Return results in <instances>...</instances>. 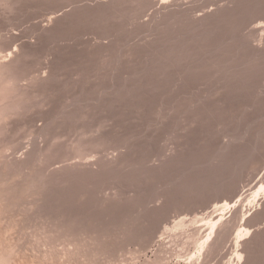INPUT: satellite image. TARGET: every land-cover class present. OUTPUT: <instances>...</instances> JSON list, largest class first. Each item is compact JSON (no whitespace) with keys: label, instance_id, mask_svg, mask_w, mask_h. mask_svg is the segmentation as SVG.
Wrapping results in <instances>:
<instances>
[{"label":"rangeland","instance_id":"rangeland-1","mask_svg":"<svg viewBox=\"0 0 264 264\" xmlns=\"http://www.w3.org/2000/svg\"><path fill=\"white\" fill-rule=\"evenodd\" d=\"M8 1L10 0H5V2L4 0H0V67L4 63L13 64L11 68H7L9 70L7 71L13 75L15 80H18H14V82L18 84L11 83L10 85L13 86L9 85L10 87L8 86L7 88L0 85V94L2 92L4 93L0 95V105L2 106V103H4L3 106L7 108V112L8 108L17 109L16 111L12 109L15 113L12 111H9V115L6 113L8 116L5 119L6 123L4 121L3 124L0 123V175L2 176H0V183L2 182L0 184V191L6 198V200L4 198V201H6L8 205L6 207H10L9 212L7 211L8 213L4 214L3 221H12V217L16 214L15 217L17 219L19 218L17 222L19 221V224L21 223V226L18 224V226H20L18 227L19 229L17 228L18 230L14 231V234H12L14 240L16 241L18 239L17 241H19L18 243L14 242L18 247H16V253L18 252L20 255L17 257L19 259V262L17 259V264H85L86 262V264H192L194 261L193 264H199L197 263L199 260L196 259L198 258L196 257L198 254L197 250L200 249L199 241L203 239V236L205 237L207 235L206 237H208L210 233L209 229L211 228H209V225L211 224L208 225L207 223L216 222L213 207L215 204H218V202H220V204L224 203V199L232 201V204L235 203L233 205L234 207L231 209L234 211L229 209V211L227 210L228 212L225 210L222 212H226L227 214H225L227 225L232 226V224L235 223L234 227H238L239 223H246L243 225L246 228L249 226L252 227L250 230L253 231L254 229V232H252L253 235L251 238L245 240L244 243L240 245L239 243L237 244V239L232 238L235 230L234 227H232L233 230L232 228L230 229L232 232L228 234L230 236H227L228 239L226 238L227 240H225L226 244H223L224 246L222 245L223 250L221 249V252H218V256L216 254L218 258L214 259L213 262V258L211 257L212 260L209 258L211 262L205 264H215V261L216 264H264V196L262 199H260L261 196L259 197L260 204L257 205L258 198L255 195L256 190H261L264 185V80H262L264 79V65H262L264 64V60H262L264 56H262L259 62L255 61L258 66L255 65V62L250 64L247 63L244 65V68L241 66L242 68H239L236 72L238 75H232L234 77L239 76L238 80L235 78L236 80L231 83L229 82V85L228 82H225L223 84L220 83V86L219 81L221 80V76H215L210 68H206L204 66L206 61L203 59L205 58L207 60L210 57L216 59L222 57L221 59H223L224 56H227L224 60H228L232 57L231 63L229 62L230 59L228 60L232 66L239 63L240 60L244 63L247 62L249 53L245 49H242L244 47L241 45V37L246 32V24L241 20L242 18L239 17L242 16L241 12L244 11H242V9H245L244 7L247 5L246 1L233 0L235 3H232V0H184L185 2L180 0L181 2L178 1L177 4H170L172 3L170 0H158V2H156L157 5L155 7L152 6L153 8H148V10L135 9L137 6L128 3L127 0L126 2H124L125 0H63V2L62 0H14L10 2L11 4L13 3V7L10 3V6L7 4ZM119 1L124 3L122 4ZM166 1L168 3H165ZM259 1L264 0H256V2ZM3 3H5L6 7ZM166 4H168L167 6L171 5L170 8L173 6L172 9L177 8L181 11L180 14L177 15L178 19L176 18L174 21H172L173 19L171 21H169L170 19H164L166 20L165 23L154 27V24H151L152 18L157 14L159 9H161V11H166ZM15 5L17 6L15 7ZM101 5L103 6L100 7ZM98 6L100 9H97ZM223 8L226 10L225 12L227 14H230L227 15V19L226 16L223 17L225 20L222 17V19L218 18L216 20L219 9L222 10ZM4 9L10 12L4 11ZM19 10L20 12H18ZM11 13L13 14L11 15ZM150 14H152L151 17ZM197 15L205 19L203 20V22H205L204 24H206L208 18V20L211 21L215 20V24L209 21L212 24L207 26L209 24L207 21L205 26L202 23V26L196 28L192 18ZM229 15L233 17L228 18ZM52 16H55V18ZM135 16H138L139 19H135ZM171 17L173 18L175 16ZM233 18L236 20L234 21ZM237 20H239V25L236 23ZM7 23H9V25ZM182 24L185 27L181 26ZM164 26L167 27L165 28ZM193 27L195 28L193 29ZM191 29L193 31H191ZM150 30L151 32H149ZM142 32L143 34H141ZM198 36L200 37L198 38ZM200 38H202L203 41ZM188 39H191V41ZM109 41L110 43H108ZM226 45L230 46L227 47ZM8 52L12 53L10 54ZM179 52L180 54L178 55ZM207 55L208 57H206ZM233 57L235 58L233 59ZM237 57L239 58L238 60H236ZM177 59H181V61ZM201 61L204 62L201 64ZM195 62H200L198 68H196L197 66L195 67V65H197ZM259 63L262 65L261 68L259 67ZM255 67L257 68L255 69ZM2 71L3 73L1 74L0 80L3 81V79L9 78V76H6L4 73L5 70ZM12 72L15 73L13 74ZM197 72L198 75H196ZM21 83L22 85L20 86L19 84ZM111 87L113 89H111ZM3 89L5 91H2ZM80 89H82V91ZM108 89L110 91H108ZM9 90L12 91L10 92ZM19 93H22V95ZM10 95H12V97ZM5 98L9 100L3 101ZM198 99L203 101H197ZM20 100L22 102H20ZM9 101L11 103H9ZM7 103L8 107H6ZM64 109H66V111ZM73 121L75 123H73ZM221 130H223V132ZM52 131L53 133H51ZM221 149L224 150V152ZM140 153H142V155ZM34 154L37 157H35ZM6 157L8 159H6ZM202 159L203 161H201ZM221 159L223 160L221 161ZM13 161L16 162L14 163ZM101 162H103L102 166ZM216 163L219 164L217 165ZM124 170L126 171L124 172ZM95 175L96 177H94ZM225 180L228 183L225 182ZM117 181H119V183ZM175 182L178 184L176 183L174 185ZM224 182L228 188H225V185L222 186ZM102 183L104 185H102ZM107 184L108 186L106 187ZM136 185L138 187H136ZM217 185H221L219 188H222V190L217 188ZM258 187L260 189H258ZM216 188L217 190L215 191ZM223 188L226 190L224 189V191ZM154 190H157V192H154ZM254 195L257 199L254 198ZM25 198L27 200H25ZM41 201H43V203ZM115 202L117 203L114 204ZM251 203L254 204L251 206ZM236 206L237 209H234ZM211 211H213V213H211ZM238 211H241V213ZM16 212H19V214ZM222 213H220L219 216L223 215L224 219L225 215ZM208 214L212 216L209 217ZM244 214L247 215L248 218L245 217V220H243L244 222H239L241 220L239 218H243L244 216L242 217V215ZM195 215L203 218L206 216L204 219L205 222L203 221L204 224L206 223L204 225L205 227L202 225V221L198 223L199 225L195 224L197 226L194 224L191 226L189 219H192ZM127 216H130V219ZM219 216L217 217L218 220L220 218ZM15 217H13V221H15ZM228 217L230 220H228ZM47 219L49 221H47ZM141 219H143V221ZM181 219L189 220H187L189 224L186 223L188 227L175 228V222ZM209 219H214V222H207ZM22 221H24L23 225H25L26 228L22 225ZM45 221L46 223L43 224ZM94 221L96 224L92 226V222ZM97 224L99 227L96 226ZM77 225L83 227L82 229H84V225L85 227L88 226V228H85L83 231L81 228L77 227ZM141 225L146 228H142ZM163 225H166L165 227L168 229L170 228V230L167 231L168 229H166L165 233ZM206 225L208 226L206 227ZM50 226L56 227L51 228ZM110 226L113 229H111ZM226 226H223L222 229ZM73 228H76L80 232H77L76 229L74 231L71 230ZM86 229L90 231L87 230L86 232ZM92 229H95L96 232H92ZM134 229L137 231L139 229V231L135 232ZM22 230L24 233L21 234L20 232H22ZM122 230L126 231L123 232ZM52 231L54 232L52 233ZM236 232L239 233L238 230ZM41 234L42 236H40ZM193 235H195L196 238H193ZM144 239L146 240L144 241ZM23 240L28 244L27 247ZM39 240H41L40 243ZM102 240L103 242H100ZM194 240H198L199 244ZM189 242L197 244L198 247L195 249L197 245H192ZM36 243L40 245L37 247ZM54 244L56 245L53 246ZM94 244L96 246H93ZM19 245L25 246L23 248ZM46 245L48 246L46 247ZM100 245H102V248ZM52 246L55 247L56 250H54L55 248L53 249ZM20 247L22 249H20ZM236 250H240L239 252L243 253V262H240L235 256ZM189 255L190 258L196 255V258L193 257V260L190 261ZM213 257L215 258V256ZM55 258L57 260H55Z\"/></svg>","mask_w":264,"mask_h":264},{"label":"bare ground","instance_id":"bare-ground-1","mask_svg":"<svg viewBox=\"0 0 264 264\" xmlns=\"http://www.w3.org/2000/svg\"><path fill=\"white\" fill-rule=\"evenodd\" d=\"M2 1V0H1ZM13 2L14 0H10V1H8V3L7 4H9L10 2ZM15 1H17V0H15ZM44 1V0H43ZM65 1V0H64ZM69 1V0H68ZM68 1H67V3H68ZM100 1V0H99ZM107 1V0H106ZM105 1V2H106ZM117 1V0H116ZM124 1V0H123ZM132 1V2H131ZM169 1V0H168ZM172 3H170V4H177L178 3V1H180V0H170ZM182 1H184V0H182ZM212 1V0H211ZM234 1H237V0H234ZM246 1V3H247V5H246V7H244L245 9H242V11L243 12H241V11H239V12H241V14H242V16H239L240 18H242L241 20L242 21H244L245 22V33H244V35L241 37V42H242V44L241 45H243V47L244 48H242V49H245L246 51H248V58H247V62H242V60H240L239 61V63H236V64H234V66H232V65H230V63H231V60H232V57L231 58H229L230 59V63L228 62V60H224V58L225 57H227V56H224V58L223 59H221V58H219V59H216V58H212V57H210L209 59H205V58H203L205 61H206V64L204 65L206 68H210L211 69V71L213 72V74L216 76H221V80L219 81V86H220V83L221 84H223V83H225V82H228V85H229V82L231 83V82H233L234 80H236L235 78H237V80H238V77L239 76H236V77H234V76H232V75H234V74H236V72L239 70V68L241 69L242 67L241 66H243V68H244V65H246L247 63H254L255 61H257V62H259L261 59H262V56H264V47H263V43H264V1H259V2H256V0L254 1V0H245ZM4 2H5V0H4ZM29 2V1H28ZM27 2V3H28ZM36 2V1H35ZM62 2H63V0H62ZM92 2V1H91ZM102 2V1H101ZM120 2V1H119ZM124 2H126V0L124 1ZM123 2V3H124ZM127 2L128 3H132L133 5H136L137 6V8H135V9H143V10H145V9H147L148 10V8H151L152 6H156L157 5V3L156 2H158V0H127ZM135 2H136V4H135ZM181 2V1H180ZM185 2V1H184ZM205 2V1H204ZM17 3V2H16ZM21 3H22V1H21ZM44 3V2H43ZM73 3V2H72ZM88 4H90L89 2H87ZM95 3V2H94ZM97 3V2H96ZM95 3V4H96ZM110 3H111V1H110ZM120 3H122V1L120 2ZM122 3V4H123ZM161 3V2H160ZM165 3H168L167 1L165 2ZM191 3V2H190ZM207 3V2H206ZM222 3H224V2H222ZM226 3V2H225ZM232 3H235V2H233V0H232ZM4 5H5V3H3ZM11 4V3H10ZM10 4H9V6H10ZM63 4V3H62ZM70 4H71V2H70ZM81 4V3H80ZM79 4V5H80ZM93 4V3H92ZM94 4V5H95ZM98 4V3H97ZM113 4H114V2H113ZM189 4V3H188ZM201 4V3H200ZM221 4V3H220ZM12 5V7L14 6L13 5V3L11 4ZM20 5V4H19ZM76 5V4H75ZM75 5H74V7H75ZM129 5H131V4H129ZM163 5V4H162ZM165 5V4H164ZM168 4H166V8H165V6H164V8L166 9V11H161V9H159V11L157 12V14H153L154 15V17L152 18V21H151V24H154V27L156 26V25H162V23H165V21L166 20H169V21H171L172 19V21H174L176 18L178 19V17H177V15H179L180 14V12L181 11H179V9H172V7L170 8V6H167ZM192 5V4H191ZM204 5V4H203ZM222 5V4H221ZM236 5V4H235ZM17 5H15V7H16ZM71 6V5H70ZM90 6V5H89ZM103 5H101L100 7H102ZM110 6V5H109ZM113 6V5H112ZM111 6V7H112ZM123 6V5H122ZM175 6V5H174ZM180 6V5H179ZM182 6V5H181ZM190 6V5H189ZM234 6V5H233ZM4 7V6H3ZM5 7H6V5H5ZM4 7V8H5ZM43 7V6H42ZM72 7V6H71ZM84 7V6H83ZM91 7H92V5H91ZM132 7V6H131ZM139 7V8H138ZM178 7V6H177ZM220 7V6H219ZM226 7H228V6H226ZM1 8V7H0ZM21 8V7H20ZM120 8V7H119ZM123 8V7H122ZM129 8V7H128ZM153 8V7H152ZM157 8V7H156ZM212 8V7H211ZM222 8V7H221ZM7 9H10V8H7ZM7 9H4V11H7ZM12 9V8H11ZM37 9V8H36ZM50 9V8H49ZM76 9V8H75ZM82 9V8H81ZM97 9H100L99 8V6H98V8ZM105 9V8H104ZM127 9V8H126ZM163 9V8H162ZM180 9H183V8H180ZM190 9V8H189ZM203 9V8H202ZM2 10V9H1ZM34 10V9H33ZM41 10V9H40ZM51 10V9H50ZM56 10V9H55ZM61 10V9H60ZM79 10V9H78ZM84 10V9H83ZM117 10V9H116ZM122 10V9H121ZM134 10V9H133ZM184 10V9H183ZM186 10V9H185ZM187 10H188V8H187ZM192 10V9H191ZM224 8L221 10V9H219V13H218V17L216 18V20L218 19V18H223L224 16H226V19H227V15L228 14H230V13H226L225 11L226 10H224ZM15 11V10H14ZM57 11V10H56ZM103 11H105V10H103ZM107 11V10H106ZM137 11V10H136ZM141 11V10H140ZM152 11V10H151ZM195 11H197V10H195ZM205 11V10H204ZM236 11V10H235ZM234 11V12H235ZM2 12V11H1ZM7 12H10V11H7ZM12 12V11H11ZM18 12H20V10L18 11ZM42 12V11H41ZM68 12V11H67ZM72 12V11H71ZM70 12V13H71ZM98 12V11H97ZM115 12V11H114ZM117 12V11H116ZM149 12V11H148ZM185 12V11H184ZM189 12V11H188ZM193 12V11H192ZM201 12V11H200ZM208 12H211V11H208ZM213 12V11H212ZM217 12V11H216ZM228 12V11H227ZM4 13V12H3ZM14 13V12H13ZM13 13H11V15L13 14ZM53 13V12H52ZM73 13V12H72ZM93 13V12H92ZM103 13V12H102ZM111 13V12H110ZM113 13V12H112ZM120 13V12H119ZM122 13V12H121ZM128 13H129V9H128ZM138 13V12H137ZM141 13V12H140ZM191 13V12H190ZM194 13V12H193ZM5 14V13H4ZM7 14V13H6ZM15 14V13H14ZM50 14V13H49ZM66 14H68V13H66ZM101 14V13H100ZM118 14V13H117ZM139 14V13H138ZM144 14V13H143ZM200 14V13H199ZM205 14V13H204ZM217 14V13H216ZM216 14H215V16H216ZM16 15V14H15ZM105 15V14H104ZM136 15V14H135ZM151 15L152 14H150V17H151ZM187 15V14H186ZM208 15V14H207ZM235 15V14H234ZM8 16V15H7ZM6 16V17H7ZM14 16V15H13ZM21 16V15H20ZM68 16V15H67ZM76 16V15H75ZM84 16V15H83ZM92 16H94V15H92ZM129 16V15H128ZM133 16V15H132ZM147 16V15H146ZM171 16H175V17H171ZM193 16H195V15H193ZM3 17V16H2ZM5 17V16H4ZM53 17V16H52ZM57 17V16H56ZM109 17V16H108ZM139 17H140V15H139ZM231 17H233L232 15H231ZM230 17V15L228 16V18H231ZM53 18H55V16L53 17ZM61 18V17H60ZM92 18V17H91ZM94 18V17H93ZM111 18H113V17H111ZM133 18V17H132ZM136 18H138V16L136 17L135 16V19ZM149 18V17H148ZM182 18V17H181ZM221 18V19H222ZM17 19V18H16ZM90 19V18H89ZM88 19V20H89ZM101 19V18H100ZM139 19V18H138ZM151 19V18H150ZM164 19H166V20H164ZM209 19V18H208ZM207 19V21L209 22V21H211V20H208ZM224 20H225V18H223ZM234 19V18H233ZM238 19V18H237ZM7 20V19H6ZM36 20V19H35ZM45 20V19H44ZM71 20V19H70ZM110 20V19H109ZM121 20H122V18H121ZM121 20H119V21H121ZM192 20H193V23L196 25V28H198V27H200V26H202L205 22H203V20H205L203 17H198V15L196 16V17H193L192 18ZM236 19H234V21H235ZM12 21V20H11ZM49 21V20H48ZM51 21V20H50ZM79 21H81V20H79ZM91 21V20H90ZM102 21V20H101ZM116 21V20H115ZM132 21V20H131ZM142 21V20H141ZM148 21H150V20H148ZM168 21V22H169ZM207 21H206V24H207ZM238 21L239 20H237L236 21V23L238 24ZM67 22V21H66ZM108 22V21H107ZM123 22H124V19H123ZM183 22V21H182ZM213 24H215V20L214 21H211ZM225 22V21H224ZM11 23V22H10ZM27 23V22H26ZM40 23V22H39ZM97 23V22H96ZM100 23V22H99ZM104 23V22H103ZM121 23V22H120ZM126 23H127V21H126ZM140 23V22H139ZM142 23V22H141ZM203 23V24H202ZM212 23H210L209 22V24L207 25V26H209V25H211ZM222 23V22H221ZM220 23V24H221ZM242 23V22H241ZM241 23H240V25H241ZM8 25H9V23H7ZM86 24V23H85ZM125 24V23H124ZM131 24V23H130ZM136 24V23H135ZM150 24V23H149ZM187 24V23H186ZM206 24H204V26L206 25ZM7 25V26H8ZM22 25V24H21ZM46 25V24H45ZM51 25V24H50ZM60 25V24H59ZM82 25V24H81ZM145 25V24H144ZM148 25V24H147ZM168 25V24H167ZM170 25V24H169ZM174 25V24H173ZM176 25H177V23H176ZM176 25H174V26H176ZM194 25V26H195ZM224 25V24H223ZM239 25V24H238ZM238 25H237V27H238ZM11 26V25H10ZM85 26V25H84ZM97 26V25H96ZM132 26V25H131ZM140 26V25H139ZM151 26V25H150ZM181 26H184L183 24L181 25ZM218 26V25H217ZM118 27V26H117ZM124 27V26H123ZM127 27V26H126ZM147 27V26H146ZM152 27V26H151ZM150 27V28H151ZM157 27V26H156ZM165 27V26H164ZM167 27V26H166ZM165 27V28H166ZM177 27V26H176ZM185 27V26H184ZM241 27H243V26H241ZM120 28V27H119ZM129 28V27H128ZM127 28V29H128ZM159 28H161V27H159ZM171 28V27H170ZM169 28V29H170ZM195 27H193V29H194ZM204 28V27H203ZM33 29V28H32ZM126 29V28H125ZM141 29V28H140ZM148 29V28H147ZM163 29V28H162ZM168 29V28H167ZM171 29H173V28H171ZM186 29H188V28H186ZM213 29V28H212ZM234 29V28H233ZM131 30V29H130ZM154 30V29H153ZM156 30V29H155ZM157 30H158V28H157ZM175 30V29H174ZM199 30V29H198ZM208 30V29H207ZM207 30H206V32H207ZM219 30V29H218ZM237 30V29H236ZM244 30V29H243ZM101 31V30H100ZM114 31V30H113ZM138 31V30H137ZM169 31V30H168ZM190 31V30H189ZM191 31H193L192 29H191ZM210 31V30H209ZM220 31V30H219ZM233 31V30H232ZM30 32V31H29ZM47 32V31H46ZM127 32V31H126ZM149 32H151V30L149 31ZM177 32V31H176ZM215 32V31H214ZM236 32V31H235ZM234 32V33H235ZM16 33V32H15ZM48 33V32H47ZM84 33V32H83ZM146 33V32H145ZM154 33V32H153ZM162 33H165V32H162ZM170 33V32H169ZM196 33V32H195ZM233 33V34H234ZM238 33V32H237ZM30 34H33V33H30ZM123 34V33H122ZM141 34H143V32L141 33ZM151 34V33H150ZM188 34V33H187ZM198 34V33H197ZM218 34V33H217ZM243 34V33H242ZM116 35V34H115ZM129 35V34H128ZM186 35V34H185ZM206 35V34H205ZM107 36H108V34H107ZM119 36H120V34H119ZM127 36V35H126ZM125 36V37H126ZM131 36V35H130ZM133 36V35H132ZM137 36V35H136ZM135 36V37H136ZM145 36V35H144ZM236 36H238V35H236ZM141 37V36H140ZM146 37V36H145ZM148 37V36H147ZM154 37V36H153ZM156 37V36H155ZM166 37V36H165ZM172 37V36H171ZM181 37V36H180ZM200 36H198V38H199ZM233 37H234V35H233ZM13 38V37H12ZM66 38V37H65ZM103 38V37H102ZM157 38V37H156ZM211 38V37H210ZM98 39V38H97ZM106 39H107V37H106ZM140 39V38H139ZM145 39V38H144ZM154 39V38H153ZM192 39V38H191ZM191 39H188V40H190L191 41ZM202 41H203V39L202 38H200ZM231 39V38H230ZM230 39H229V41H230ZM11 40V39H10ZM108 40V39H107ZM124 40H125V38H124ZM151 40V39H150ZM177 40V39H176ZM179 40V39H178ZM197 40V39H196ZM209 40V39H208ZM28 41H29V39H28ZM58 41H59V39H58ZM105 41V40H104ZM128 41V40H127ZM139 41V40H138ZM224 41V40H223ZM14 42V41H13ZM63 42V41H62ZM101 42V41H100ZM150 42V41H149ZM168 42H169V40H168ZM177 42V41H176ZM180 42V41H179ZM178 42V43H179ZM207 42V41H206ZM211 42V41H210ZM228 42V41H227ZM236 42V41H235ZM234 42V43H235ZM3 43V42H2ZM104 43V42H103ZM108 43H110V41L108 42ZM167 43V42H166ZM196 43V42H195ZM225 43V42H224ZM238 43H239V41H238ZM21 44V43H20ZM57 44V43H56ZM91 44V43H90ZM121 44H123V43H121ZM128 44H130V43H128ZM186 44V43H185ZM208 44V43H207ZM228 44V43H227ZM230 44V43H229ZM54 45V44H53ZM143 45V44H142ZM165 45H167V44H165ZM165 45H164V47H165ZM170 45V44H169ZM172 45V44H171ZM188 45V44H187ZM201 45V44H200ZM95 46V45H94ZM118 46V45H117ZM121 46V45H120ZM127 46H129V45H127ZM134 46V45H133ZM146 46V45H145ZM186 46V45H185ZM189 46H190V44H189ZM227 46V45H226ZM230 46V45H229ZM229 46H227V47H229ZM88 47V46H87ZM92 47V46H91ZM111 47V46H110ZM124 47V46H123ZM150 47V46H149ZM167 47V46H166ZM184 47V46H183ZM219 47H221V46H219ZM241 47V46H240ZM239 47V48H240ZM50 48V47H49ZM106 48V47H105ZM130 48V47H129ZM148 48V47H147ZM173 48V47H172ZM171 48V49H172ZM176 48V47H175ZM178 48H181V47H178ZM187 48H189V47H187ZM186 48V49H187ZM223 48V47H222ZM128 49V48H127ZM160 49H162V48H160ZM182 49V48H181ZM180 49V50H181ZM224 49V48H223ZM16 50H17V48H16ZM15 50V51H16ZM49 50V49H48ZM110 50V49H109ZM152 50V49H151ZM169 50V49H168ZM182 50H184V49H182ZM199 50V49H198ZM204 50V49H203ZM202 50V51H203ZM118 51V50H117ZM150 51V50H149ZM173 51V50H172ZM212 51V50H211ZM102 52V51H101ZM120 52V51H119ZM146 52H148V51H146ZM168 52V51H167ZM176 52V51H175ZM190 52V51H189ZM199 52V51H198ZM210 52V51H209ZM238 52V51H237ZM8 53H10V52H8ZM12 53V52H11ZM10 53V54H11ZM109 53V52H108ZM117 53V52H116ZM133 53V52H132ZM156 53V52H155ZM163 53V52H162ZM177 53V52H176ZM183 53V52H182ZM185 53V52H184ZM14 54V53H13ZM22 54V53H21ZM119 54V53H118ZM160 54H161V52H160ZM167 54V53H166ZM175 54V53H174ZM180 54V52L178 53V55ZM201 54V53H200ZM203 54V53H202ZM208 54V53H207ZM237 54V53H236ZM25 55V54H24ZM27 55V54H26ZM70 55V54H69ZM177 55V56H178ZM187 55V54H186ZM238 55V54H237ZM1 56V55H0ZM3 56V55H2ZM9 56V55H8ZM31 56V55H30ZM104 56V55H103ZM122 56V55H121ZM154 56V55H153ZM193 56V55H192ZM217 56V55H216ZM10 57V56H9ZM8 57V58H9ZM18 57V56H17ZM34 57V56H33ZM47 57V56H46ZM67 57V56H66ZM120 57V56H119ZM148 57V56H147ZM161 57H162V55H161ZM171 57H172V55H171ZM198 57V56H197ZM206 57H208V55L206 56ZM218 57V56H217ZM239 57V56H238ZM236 58V60H238L239 58ZM2 58V57H1ZM126 58V57H125ZM143 58V57H142ZM149 58V57H148ZM159 58H160V56H159ZM235 57H233V59H234ZM4 59V58H3ZM2 59V60H3ZM15 59V58H14ZM13 59V60H14ZM163 59V58H162ZM195 59H196V57H195ZM194 59V60H195ZM203 59H201V60H203ZM9 60V59H8ZM43 60V59H42ZM47 60V59H46ZM118 60V59H117ZM120 60H121V58H120ZM160 60V59H159ZM164 60V59H163ZM169 60V59H168ZM177 60H180L181 61V59H177ZM187 60V59H186ZM185 60V61H186ZM193 60V59H192ZM262 60H264V59H262ZM11 61V60H10ZM23 61V60H22ZM44 61V60H43ZM147 61V60H146ZM156 61V60H155ZM170 61H171V58H170ZM184 61V60H183ZM182 61V62H183ZM189 61V60H188ZM198 61H199V59H198ZM1 62V61H0ZM16 62V61H15ZM20 62V61H19ZM99 62V61H98ZM118 62H120V61H118ZM189 62H191V61H189ZM194 62V61H193ZM204 62V61H203ZM202 61H201V64L203 63ZM257 62H255V65H257ZM14 63V62H13ZM69 63V62H68ZM94 63V62H93ZM154 63V62H153ZM159 63V62H158ZM192 63V62H191ZM197 65H195V67L196 68H198V64H199V66H200V62H195ZM71 64V63H70ZM95 64V63H94ZM172 64V63H171ZM181 64V63H180ZM180 64H179V66H180ZM193 64V63H192ZM13 64H11V63H4L1 67H0V77H1V74L3 73V71L2 70H5V74H6V76L8 77L9 76V78H5V79H3V81L2 80H0L1 81V83H0V85L1 86H3V87H8L11 83L12 84H16V82H14V78H13V75H11L8 71V67H10L11 68V66H12ZM156 65V64H155ZM170 65V64H169ZM252 65V64H251ZM262 65H264V64H262ZM262 65H260V63H259V67L261 68V66ZM21 66V65H20ZM162 66V65H161ZM176 66V65H175ZM247 66H249V65H247ZM258 66V65H257ZM36 67V66H35ZM98 67V66H97ZM154 67H156V66H154ZM182 67H183V64H182ZM117 68V67H116ZM150 68V67H149ZM160 68V67H159ZM186 68V67H185ZM189 68V67H188ZM200 68V67H199ZM257 67H255V69H256ZM130 69V68H129ZM145 69V68H144ZM152 69V68H151ZM191 69V68H190ZM193 69H195V68H193ZM207 69V70H208ZM8 70V71H7ZM12 70V69H11ZM27 70V69H26ZM115 70V69H114ZM147 70V69H146ZM182 70V69H181ZM200 70V69H199ZM14 71V70H13ZM156 71V70H155ZM256 71V70H255ZM27 72V71H26ZM75 72V71H74ZM94 72H95V70H94ZM135 72V71H134ZM151 72V71H150ZM187 72V71H186ZM13 73V72H12ZM15 73V72H14ZM13 73V74H14ZM25 73V72H24ZM23 73V74H24ZM45 73V72H44ZM67 73V72H66ZM68 73H70V72H68ZM93 73V72H92ZM104 73V72H103ZM157 73V72H156ZM174 73V72H173ZM184 73V72H183ZM188 73V72H187ZM195 73V72H194ZM246 73V72H245ZM250 73V72H249ZM47 74V73H46ZM76 74V73H75ZM180 74V73H179ZM212 74V75H213ZM259 74V73H258ZM74 75V74H73ZM84 75V74H83ZM113 75V74H112ZM149 75V74H148ZM164 75V74H163ZM171 75V74H170ZM184 75V74H183ZM196 75H198V72H197V74ZM203 75V74H202ZM236 75H238V74H236ZM244 75V74H243ZM19 76V75H18ZM33 76V75H32ZM45 76V75H44ZM56 76V75H55ZM100 76V75H99ZM136 76V75H135ZM256 76V75H255ZM264 76V75H263ZM2 77H3V75H2ZM34 77H36V76H34ZM46 77V76H45ZM138 77V76H137ZM154 77V76H153ZM179 77H180V75H179ZM17 78V77H16ZM51 78V77H50ZM59 78V77H58ZM133 78V77H132ZM163 78V77H162ZM209 78V77H208ZM214 78V77H213ZM249 78V77H248ZM19 79H20V76H19ZM34 79V78H33ZM36 79V78H35ZM40 79H41V77H40ZM48 79V78H47ZM56 79V78H55ZM100 79V78H99ZM130 79H131V77H130ZM135 79V78H134ZM141 79V78H140ZM169 79V78H168ZM218 79V78H217ZM241 79V78H240ZM251 79V78H250ZM23 80V79H22ZM27 80V79H26ZM25 80V81H26ZM37 80V79H36ZM60 80V79H59ZM114 80V79H113ZM175 80V79H174ZM181 80V79H180ZM249 80V79H248ZM262 80H264V79H262ZM15 81H18L17 79L15 80ZM21 81V80H20ZM19 81V82H20ZM31 81V80H30ZM70 81V80H69ZM110 81V80H109ZM211 81V80H210ZM253 81V80H252ZM251 81V82H252ZM27 82H29V81H27ZM153 82V81H152ZM185 82V81H184ZM236 82V81H235ZM247 82V81H246ZM23 83V82H22ZM22 83L21 84H19L20 86L22 85ZM115 83V82H114ZM148 83V82H147ZM194 83V82H193ZM237 83V82H236ZM18 84V83H17ZM16 84V85H17ZM39 84H40V82H39ZM81 84V83H80ZM157 84V83H156ZM159 84V83H158ZM163 84V83H162ZM161 84V85H162ZM258 84V83H257ZM15 85V86H16ZM26 85V84H25ZM28 85V84H27ZM29 85H30V83H29ZM28 85V86H29ZM35 85V84H34ZM43 85V84H42ZM112 85H113V83H112ZM138 85V84H137ZM173 85H175V84H173ZM233 85V84H232ZM0 86V87H1ZM10 86H13V85H10ZM9 86V87H10ZM14 86V87H15ZM73 86H74V84H73ZM82 86V85H81ZM115 86V85H114ZM125 86V85H124ZM150 86V85H149ZM179 86V85H178ZM2 87V88H3ZM13 87V88H14ZM18 87V86H17ZM23 87V86H22ZM25 87V86H24ZM32 87V86H31ZM79 87V86H78ZM84 87V86H83ZM94 87V86H93ZM113 87V86H112ZM111 87V89H113ZM129 87V86H128ZM201 87V86H200ZM231 87V86H230ZM229 87V88H230ZM233 87H234V85H233ZM20 88V87H19ZM26 88V87H25ZM133 88V87H132ZM131 88V89H132ZM222 88V87H221ZM241 88V87H240ZM239 88V89H240ZM8 89H11V88H8ZM7 89V90H8ZM15 89V88H14ZM13 89V90H14ZM123 89V88H122ZM1 90V89H0ZM18 90V89H17ZM21 90H22V88H21ZM75 90V89H74ZM79 90V89H78ZM81 91H82V89H80ZM90 90V89H89ZM121 90V89H120ZM173 90V89H172ZM197 90V89H196ZM242 90V89H241ZM253 90H254V88H253ZM258 90V89H257ZM2 91H5L4 89L2 90ZM10 91V90H9ZM12 91V90H11ZM10 91V92H11ZM19 91V90H18ZM18 91H17V93H18ZM26 91V90H25ZM31 91V90H30ZM38 91V90H37ZM36 91V92H37ZM64 91V90H63ZM104 91V90H103ZM108 91H110L109 89H108ZM112 91V90H111ZM150 91V90H149ZM161 91V90H160ZM213 91V90H212ZM215 91V90H214ZM236 91H238V90H236ZM243 91V90H242ZM256 91V90H255ZM7 92V91H6ZM5 92V93H6ZM9 92V93H10ZM41 92V91H40ZM106 92V91H105ZM115 92V91H114ZM134 92V91H133ZM174 92V91H173ZM194 92V91H193ZM14 93V92H13ZM24 93V92H23ZM42 93V92H41ZM109 93V92H108ZM113 93V92H112ZM128 93V92H127ZM135 93V92H134ZM199 93V92H198ZM215 93V92H214ZM238 93V92H237ZM258 93H259V91H258ZM1 94H4L3 92L1 93ZM0 94V95H1ZM15 94V93H14ZM19 94H21L22 95V93H19ZM19 94H18V96H19ZM77 94V93H76ZM75 94V95H76ZM106 94V93H105ZM131 94V93H130ZM154 94V93H153ZM220 94V93H219ZM255 94V93H254ZM264 94V93H263ZM7 95V94H6ZM35 95V94H34ZM33 95V96H34ZM46 95V94H45ZM94 95V94H93ZM110 95V94H109ZM115 95V94H114ZM210 95V94H209ZM4 96V95H3ZM8 96V95H7ZM11 97H12V95H10ZM17 96V97H18ZM37 96V95H36ZM73 96V95H72ZM85 96V95H84ZM87 96V95H86ZM100 96V95H99ZM104 96V95H103ZM187 96V95H186ZM232 96V95H231ZM16 97V98H17ZM26 97H28V96H26ZM48 97V96H47ZM80 97V96H79ZM78 97V98H79ZM107 97V96H106ZM116 97V96H115ZM1 98V97H0ZM8 98H10V97H8ZM13 98H14V96H13ZM114 98V97H113ZM150 98V97H149ZM250 98V97H249ZM11 99V98H10ZM19 99V98H18ZM61 99V98H60ZM77 99V98H76ZM80 99V98H79ZM239 99H241V98H239ZM9 99H7V98H5V100H3V101H8ZM12 100V99H11ZM37 100V99H36ZM75 100V99H74ZM73 100V101H74ZM103 100V99H102ZM117 100V99H116ZM163 100V99H162ZM1 101V100H0ZM18 101V100H17ZM16 101V102H17ZM35 101V100H34ZM65 101V100H64ZM69 101V100H68ZM67 101V102H68ZM76 101V100H75ZM82 101V100H81ZM80 101V102H81ZM119 101V100H118ZM117 101V102H118ZM187 101V100H186ZM197 101H203V100H201V99H198ZM196 101V102H197ZM20 102H22L21 100H20ZM72 102V101H71ZM94 102V101H93ZM98 102V101H97ZM116 102V103H117ZM124 102V101H123ZM129 102V101H128ZM162 102V101H161ZM177 102V101H176ZM179 102V101H178ZM9 103H11L10 101H9ZM47 103V102H46ZM53 103V102H52ZM79 103V102H78ZM119 103V102H118ZM163 103V102H162ZM0 104H1V102H0ZM3 104L4 103H2V106L0 105V123H2L3 124V121L6 123V118L8 117L7 116V114L6 113H8V115H9V111H12V109L11 108H8V112H7V108H5L4 106H3ZM13 104V103H12ZM35 104V103H34ZM55 104V103H54ZM73 104V103H72ZM75 104H77V103H75ZM115 104V103H114ZM191 104V103H190ZM223 104V103H222ZM257 104V103H256ZM263 104V103H262ZM22 105V104H21ZM20 105V106H21ZM36 105V104H35ZM40 105V104H39ZM50 105V104H49ZM74 105V104H73ZM91 105V104H90ZM99 105V104H98ZM150 105V104H149ZM154 105V104H153ZM175 105V104H174ZM85 106V105H84ZM87 106V105H86ZM101 106V105H100ZM162 106V105H161ZM195 106V105H194ZM6 107H8V103H7V105H6ZM14 107V106H13ZM26 107V106H25ZM82 107V106H81ZM108 107V106H107ZM113 107H114V105H113ZM130 107V106H129ZM147 107V106H146ZM155 107V106H154ZM119 108V107H118ZM141 108V107H140ZM144 108H145V106H144ZM196 108V107H195ZM248 108V107H247ZM250 108V107H249ZM9 109H11V110H9ZM17 109V108H16ZM16 109H13V110H15L16 111ZM24 109V108H23ZM31 109H32V107H31ZM44 109V108H43ZM136 109V108H135ZM163 109V108H162ZM175 109V108H174ZM252 109H253V107H252ZM45 110V109H44ZM53 110V109H52ZM65 111H66V109H64ZM173 110V109H172ZM192 110V109H191ZM195 110V109H194ZM17 111H19V110H17ZM24 111V110H23ZM27 111V110H26ZM80 111V110H79ZM102 111V110H101ZM142 111V110H141ZM188 111V110H187ZM255 111V110H254ZM13 113H15L14 111H12ZM12 112H10V113H12ZM64 112V111H63ZM137 112V111H136ZM159 112V111H158ZM168 112V111H167ZM194 112V111H193ZM16 113H18V112H16ZM73 113V112H72ZM95 113V112H94ZM108 113V112H107ZM111 113V112H110ZM150 113V112H149ZM160 113V112H159ZM41 114V113H40ZM147 114V113H146ZM65 115V114H64ZM67 115V114H66ZM73 115V114H72ZM81 115V114H80ZM138 115H140V114H138ZM264 115V114H263ZM76 116H77V114H76ZM106 116V115H105ZM129 116V115H128ZM257 116V115H256ZM19 117V116H18ZM47 117V116H46ZM66 117V116H65ZM147 117V116H146ZM156 117V116H155ZM174 117V116H173ZM159 118V117H158ZM175 118V117H174ZM179 118H181V117H179ZM21 119V118H20ZM72 119V118H71ZM77 119V118H76ZM147 119V118H146ZM151 119V118H150ZM166 119V118H165ZM10 120V119H9ZM8 120V121H9ZM18 120V119H17ZM47 120H49V119H47ZM131 120V119H130ZM201 120V119H200ZM66 121H68V120H66ZM86 121V120H85ZM164 121V120H163ZM183 121V120H182ZM207 121V120H206ZM50 122V121H49ZM82 122V121H81ZM153 122V121H152ZM179 122V121H178ZM58 123V122H57ZM66 123V122H65ZM71 123V122H70ZM73 123H75L74 121H73ZM131 123V122H130ZM49 124V123H48ZM77 124V123H76ZM149 124H150V122H149ZM155 124V123H154ZM184 124V123H183ZM186 124V123H185ZM189 124V123H188ZM191 124V123H190ZM1 125V124H0ZM13 125V124H12ZM120 125V124H119ZM177 125V124H176ZM48 126V125H47ZM122 126V125H121ZM149 126V125H148ZM153 126V125H152ZM202 126V125H201ZM252 126V125H251ZM159 127V126H158ZM248 127H250V126H248ZM70 128V127H69ZM92 128V127H91ZM148 128V127H147ZM181 128V127H180ZM190 128V127H189ZM136 129V128H135ZM167 129V128H166ZM172 129V128H171ZM64 130V129H63ZM68 130V129H67ZM115 130V129H114ZM177 130V129H176ZM189 130V129H188ZM182 131V130H181ZM192 131V130H191ZM222 132H223V130H221ZM245 131V130H244ZM261 131V130H260ZM263 131V130H262ZM42 132V131H41ZM44 132V131H43ZM90 132V131H89ZM110 132H111V130H110ZM184 132V131H183ZM0 133H1V131H0ZM47 133V132H46ZM51 133H53V131L51 132ZM112 133V132H111ZM189 133V132H188ZM227 133V132H226ZM144 134V133H143ZM142 134V135H143ZM260 134V133H259ZM3 135V134H2ZM44 135V134H43ZM63 135H64V133H63ZM110 135V134H109ZM165 135V134H164ZM179 135V134H178ZM216 135V134H215ZM47 136V135H46ZM124 136V135H123ZM130 136V135H129ZM147 137V136H146ZM203 137V136H202ZM230 137V136H229ZM1 138V137H0ZM51 138V137H50ZM57 138V137H56ZM86 138V137H85ZM123 138V137H122ZM121 138V139H122ZM141 138V137H140ZM139 138V139H140ZM217 138V137H216ZM224 138V137H223ZM261 138V137H260ZM107 139V138H106ZM120 139V138H119ZM226 139V138H225ZM262 139V138H261ZM85 140V139H84ZM240 140V139H239ZM4 141V140H3ZM81 141V140H80ZM86 141V140H85ZM192 141V140H191ZM214 141V140H213ZM227 141V140H226ZM1 142V141H0ZM91 142V141H90ZM150 142V141H149ZM238 142V141H237ZM119 143V142H118ZM249 143V142H248ZM102 144H103V142H102ZM114 144V143H113ZM115 144H117V143H115ZM187 144V143H186ZM190 144V143H189ZM211 144V143H210ZM133 145V144H132ZM209 145V144H208ZM228 145V144H227ZM67 146V145H66ZM117 146V145H116ZM195 146V145H194ZM198 146V145H197ZM229 146V145H228ZM230 146H232V145H230ZM67 148V147H66ZM77 148V147H76ZM95 148V147H94ZM120 148V147H119ZM130 148V147H129ZM133 148V147H132ZM222 148V147H221ZM226 148V147H225ZM225 148H224V150H225ZM99 149V148H98ZM110 149V148H109ZM8 150V149H7ZM96 150V149H95ZM222 150V149H221ZM224 150H222L223 152H224ZM227 150V149H226ZM259 150V149H258ZM40 151V150H39ZM47 151V150H46ZM71 151V150H70ZM82 151V150H81ZM85 151V150H84ZM87 151V150H86ZM116 151V150H115ZM119 151V150H118ZM153 151V150H152ZM192 151V150H191ZM36 152V151H35ZM80 152V151H79ZM97 152V151H96ZM202 152V151H201ZM227 152V151H226ZM39 153V152H38ZM4 154V153H3ZM6 154V153H5ZM85 154V153H84ZM129 154V153H128ZM141 155H142V153H140ZM223 154V153H222ZM44 155H45V153H44ZM78 155V154H77ZM120 155V154H119ZM127 155V154H126ZM153 155V154H152ZM229 155V154H228ZM34 156H35V154H34ZM92 156V155H91ZM90 156V157H91ZM106 156V155H105ZM115 156V155H114ZM196 156V155H195ZM220 156V155H219ZM35 157H37V156H35ZM72 157V156H71ZM76 157V156H75ZM87 157V156H86ZM97 157V156H96ZM213 157V156H212ZM226 157V156H225ZM3 158V157H2ZM43 158V157H42ZM144 158V157H143ZM179 158V157H178ZM221 158V157H220ZM239 158V157H238ZM254 158V157H253ZM6 159H8L7 157H6ZM74 159V158H73ZM85 159V158H84ZM87 159V158H86ZM102 159V158H101ZM131 159V158H130ZM135 159V158H134ZM213 159V158H212ZM226 159V158H225ZM10 160V159H9ZM19 160V159H18ZM36 160V159H35ZM39 160V159H38ZM49 160V159H48ZM71 160V159H70ZM90 160V159H89ZM93 160V159H92ZM174 160V159H173ZM216 160V159H215ZM223 159H221V161H222ZM32 161V160H31ZM37 161V160H36ZM66 161V160H65ZM72 161V160H71ZM84 161V160H83ZM106 161V160H105ZM112 161V160H111ZM201 161H203V159L201 160ZM212 161V160H211ZM220 161V160H219ZM4 162V161H3ZM10 162V161H9ZM14 162V161H13ZM16 162V161H15ZM14 162V163H15ZM23 162V161H22ZM39 162V161H38ZM41 162V161H40ZM43 162H44V160H43ZM66 162H68V161H66ZM65 162V163H66ZM75 162V161H74ZM133 162V161H132ZM191 162V161H190ZM200 162V161H199ZM217 162V161H216ZM238 162V161H237ZM70 163V162H69ZM96 163V162H95ZM103 162H101V166L103 165L102 164ZM109 163H111V162H109ZM116 163V162H115ZM127 163V162H126ZM138 163V162H137ZM230 163V162H229ZM245 163V162H244ZM1 164H3V163H1ZM12 164V163H11ZM18 164V163H17ZM16 164V165H17ZM39 164V163H38ZM43 164V163H42ZM53 164V163H52ZM88 164V163H87ZM106 164V163H105ZM196 164V163H195ZM194 164V165H195ZM206 164V163H205ZM204 164V165H205ZM214 164V163H213ZM217 164V163H216ZM219 164V163H218ZM217 164V165H218ZM224 164V163H223ZM227 164V163H226ZM241 164V163H240ZM4 165V164H3ZM8 165V164H7ZM66 165V164H65ZM70 165H71V163H70ZM69 165V166H70ZM79 165V164H78ZM121 165V164H120ZM131 165V164H130ZM197 165V164H196ZM2 166V165H1ZM42 166V165H41ZM40 166V167H41ZM54 166V165H53ZM73 166V165H72ZM88 166V165H87ZM87 166H86V168H87ZM92 166V165H91ZM105 166V165H104ZM116 166V165H115ZM173 166V165H172ZM203 166V165H202ZM216 166V165H215ZM220 166H222V165H220ZM228 166V165H227ZM9 167H11V166H9ZM17 167V166H16ZM30 167H31V165H30ZM74 167V166H73ZM179 167V166H178ZM195 167V166H194ZM210 167V166H209ZM236 167V166H235ZM15 168V167H14ZM53 168V167H52ZM66 168V167H65ZM82 168H84V167H82ZM103 168V167H102ZM107 168H108V166H107ZM106 168V169H107ZM140 168V167H139ZM146 168V167H145ZM168 168V167H167ZM187 168V167H186ZM191 168V167H190ZM197 168V167H196ZM226 168V167H225ZM36 169V168H35ZM42 169V168H41ZM58 169V168H57ZM68 169V168H67ZM71 169V168H70ZM74 169V168H73ZM93 169V168H92ZM123 169V168H122ZM128 169V168H127ZM148 169V168H147ZM154 169V168H153ZM159 169H160V167H159ZM9 170V169H8ZM44 170V169H43ZM49 170H50V168H49ZM78 170V169H77ZM82 170V169H81ZM91 170V169H90ZM94 170H96V169H94ZM104 170V169H103ZM109 170V169H108ZM131 170H132V168H131ZM181 170V169H180ZM192 170V169H191ZM212 170V169H211ZM222 170V169H221ZM4 171V170H3ZM6 171V170H5ZM65 171V170H64ZM70 171V170H69ZM86 171V170H85ZM116 171V170H115ZM122 171V170H121ZM126 170H124V172H125ZM145 171V170H144ZM176 171V170H175ZM198 171V170H197ZM226 171V170H225ZM26 172V171H25ZM54 172V171H53ZM55 172H56V170H55ZM71 172V171H70ZM146 172V171H145ZM196 172V171H195ZM227 172V171H226ZM6 173V172H5ZM4 173V174H5ZM20 173V172H19ZM33 173V172H32ZM58 173V172H57ZM69 173V172H68ZM72 173V172H71ZM81 173H82V171H81ZM136 173V172H135ZM170 173V172H169ZM174 173V172H173ZM1 174H2V172H1ZM10 174H11V172H10ZM41 174V173H40ZM44 174H47V173H44ZM50 174V173H49ZM98 174V173H97ZM100 174V173H99ZM161 174V173H160ZM185 174V173H184ZM205 174V173H204ZM212 174V173H211ZM216 174V173H215ZM13 175V174H12ZM93 175V174H92ZM105 175V174H104ZM109 175V174H108ZM231 175V174H230ZM1 176V175H0ZM22 176V175H21ZM25 176V175H24ZM68 176V175H67ZM83 176V175H82ZM87 176V175H86ZM107 176V175H106ZM106 176H104V177H106ZM116 176V175H115ZM114 176V177H115ZM170 176V175H169ZM184 176V175H183ZM2 177V176H1ZM10 177V176H9ZM16 177V176H15ZM19 177V176H18ZM26 177V176H25ZM51 177V176H50ZM94 177H96V175L94 176ZM152 177V176H151ZM156 177V176H155ZM192 177V176H191ZM190 177V178H191ZM19 178H21V177H19ZM18 178V179H19ZM88 178H90V177H88ZM158 178V177H157ZM187 178V177H186ZM201 178V177H200ZM236 178V177H235ZM23 179V178H22ZM34 179H36V178H34ZM42 179V178H41ZM45 179V178H44ZM69 179V178H68ZM109 179V178H108ZM115 179V178H114ZM128 179V178H127ZM134 179V178H133ZM160 179V178H159ZM169 179V178H168ZM172 179V178H171ZM202 179V178H201ZM3 180V179H2ZM94 180H95V178H94ZM106 180V179H105ZM120 180V179H119ZM129 180V179H128ZM135 180V179H134ZM156 180V179H155ZM179 180V179H178ZM41 181V180H40ZM67 181V180H66ZM69 181V180H68ZM71 181V180H70ZM120 181H122V180H120ZM176 181V180H175ZM190 181V180H189ZM207 181V180H206ZM29 182V181H28ZM34 182V181H33ZM93 182V181H92ZM118 183H119V181H117ZM195 182V181H194ZM205 182V181H204ZM214 182V181H213ZM225 182H227L226 180H225ZM225 182L222 184V186L223 185H225L224 187L225 188H228L227 186H226V184H225ZM2 183V182H1ZM0 183V184H1ZM90 183V182H89ZM104 183V182H103ZM102 183V185H104ZM111 183V182H110ZM134 183V182H133ZM155 183H156V181H155ZM172 183V182H171ZM177 182H175L174 183V185L176 184ZM217 183V182H216ZM220 183V182H219ZM228 183V182H227ZM234 183V182H233ZM8 184V183H7ZM34 184V183H33ZM37 184H39V183H37ZM45 184V183H44ZM95 184V183H94ZM109 184V183H108ZM108 184L106 185V187L108 186ZM114 184V183H113ZM141 184V183H140ZM178 184V183H177ZM197 184V183H196ZM195 184V185H196ZM201 184V183H200ZM208 184V183H207ZM211 184V183H210ZM215 184V183H214ZM12 185V184H11ZM43 185V184H42ZM87 185V184H86ZM90 185V184H89ZM96 185H97V183H96ZM159 185V184H158ZM228 185V184H227ZM263 185V184H262ZM6 186V185H5ZM35 186V185H34ZM41 186V185H40ZM99 186V185H98ZM112 186V185H111ZM133 186V185H132ZM167 186V185H166ZM178 186V185H177ZM184 186V185H183ZM200 186V185H199ZM218 186V185H217ZM261 186V185H260ZM259 186V187H260ZM32 187V186H31ZM42 187V186H41ZM91 187V186H90ZM94 187V186H93ZM96 187V186H95ZM100 187H101V185H100ZM114 187V186H113ZM118 187H119V185H118ZM127 187V186H126ZM136 187H138L137 185H136ZM189 187V186H188ZM208 187V186H207ZM210 187V186H209ZM214 187V186H213ZM219 187H221V185L220 186H218L217 188H219ZM230 187V186H229ZM233 187H234V184H233ZM258 187V189H260ZM7 188V187H6ZM21 188V187H20ZM78 188V187H77ZM98 188V187H97ZM142 188V187H141ZM172 188H173V186H172ZM217 188L215 189V191L217 190ZM225 188H223V190L225 189ZM8 189V188H7ZM32 189V188H31ZM45 189H46V187H45ZM79 189V188H78ZM80 189H81V187H80ZM113 189V188H112ZM138 189V188H137ZM159 189V188H158ZM157 189V190H158ZM181 189V188H180ZM206 189V188H205ZM219 189H221L222 190V188H219ZM262 189H264V185H263V188ZM256 190V193H258V194H256L255 193V195L257 196V198H258V201H257V205H259L260 204V202H259V197L261 196V198L260 199H262V197L264 196V190ZM6 190V189H5ZM17 190V189H16ZM36 190V189H35ZM44 190V189H43ZM102 190V189H101ZM108 190V189H107ZM115 190V189H114ZM142 190V189H141ZM144 190V189H143ZM148 190V189H147ZM157 190L155 191L154 190V192H157ZM191 190V189H190ZM226 190V189H225ZM224 190V191H225ZM8 191V190H7ZM6 191V192H7ZM40 191V190H39ZM47 191V190H46ZM91 191V190H90ZM96 191V190H95ZM116 191V190H115ZM122 191V190H121ZM183 191V190H182ZM258 191V192H257ZM260 191V192H259ZM86 192V191H85ZM92 192V191H91ZM117 192V191H116ZM119 192V191H118ZM123 192V191H122ZM144 192H146V191H144ZM8 193H10V192H8ZM34 193V192H33ZM100 193V192H99ZM125 193V192H124ZM136 193V192H135ZM223 193V192H222ZM21 194V193H20ZM81 194V193H80ZM82 194H83V192H82ZM85 194V193H84ZM192 194V193H191ZM219 194H220V192H219ZM11 195V194H10ZM38 195V194H37ZM96 195H98V194H96ZM116 195H117V193H116ZM115 195V196H116ZM153 195V194H152ZM154 195H156V194H154ZM178 195V194H177ZM218 195V194H217ZM254 195V196H255ZM6 196V195H5ZM30 196V195H29ZM34 196V195H33ZM42 196V195H41ZM49 196V195H48ZM82 196V195H81ZM94 196V195H93ZM114 196V195H113ZM136 196V195H135ZM200 196V195H199ZM213 196V195H212ZM219 196V195H218ZM256 196L254 197V198H256ZM26 197H27V195H26ZM100 197V196H99ZM156 197V196H155ZM191 197V196H190ZM4 196L1 194V191H0V264H17L18 262H19V259L17 258L18 256H20L19 254H18V252L16 253V251H17V249H16V242L18 243L19 241H15L14 240V236L12 237V234H14V231H16V230H18L19 228L18 227H20L21 226V223L19 224V221L17 222V220L19 219H17L15 216H16V214H14L15 216H13V217H15L14 218V220L15 221H13V217H12V221H6L5 220V222L3 221L4 219V214H6V213H8L9 212V209H10V207L9 208H7L6 206H8L7 205V203H6V201H4ZM32 198V197H31ZM115 198V197H114ZM121 198V197H120ZM128 198H130V197H128ZM133 198V197H132ZM138 198V197H137ZM150 198V197H149ZM161 198V197H160ZM179 198V197H178ZM177 198V199H178ZM183 198V197H182ZM187 198V197H186ZM218 198V197H217ZM220 198V197H219ZM224 198V197H223ZM256 198V199H257ZM99 199V198H98ZM104 199V198H103ZM103 199H101V200H103ZM116 199V198H115ZM171 199V198H170ZM5 200H6V198H5ZM23 200H24V198H23ZM25 200H27L26 198H25ZM46 200H47V198H46ZM45 200V201H46ZM114 200V199H113ZM122 200V199H121ZM162 200V199H161ZM225 200V199H224ZM223 200V202L224 203H221L220 204V202H218V204H215V206L213 207V209H214V215H215V217H216V219L218 220V216H219V214L220 213H222V212H224V210L226 211V212H228L229 211V209L231 210L232 209V207H234L233 205L235 204H232L233 202L232 201H229V200H225L224 201ZM255 200V199H254ZM253 200V201H254ZM15 201V200H14ZM35 201V200H34ZM88 201H90V200H88ZM87 201V202H88ZM94 201V200H93ZM133 201V200H132ZM159 201V200H158ZM222 201V200H221ZM252 201V202H253ZM5 202V203H4ZM32 202V201H31ZM42 203H43V201H41ZM51 202V201H50ZM107 202V201H106ZM160 202V201H159ZM162 202V201H161ZM192 202V201H191ZM21 203V202H20ZM37 203V202H36ZM53 203H55V202H53ZM79 203V202H78ZM99 203V202H98ZM117 202H115L114 204H116ZM124 203H126V202H124ZM170 203V202H169ZM256 203V202H255ZM6 204V205H5ZM13 204V203H12ZM27 204V203H26ZM33 204V203H32ZM58 204V203H57ZM88 204V203H87ZM159 204V203H158ZM254 203H251V206L253 205ZM68 205V204H67ZM66 205V206H67ZM86 205V204H85ZM151 205V204H150ZM264 205V204H263ZM9 206H11V205H9ZM15 206H16V204H15ZM31 206H33V205H31ZM35 206V205H34ZM95 206V205H94ZM105 206V205H104ZM119 206V205H118ZM117 206V207H118ZM152 206V205H151ZM154 206V205H153ZM163 206V205H162ZM14 207V206H13ZM27 207V206H26ZM62 207V206H61ZM145 207V206H144ZM165 207V206H164ZM260 207V206H259ZM12 208V207H11ZM15 208V207H14ZM17 208V207H16ZM25 208V207H24ZM37 208V207H36ZM68 208H69V206H68ZM80 208V207H79ZM86 208V207H85ZM94 208V207H93ZM98 208V207H97ZM129 208V207H128ZM138 208V207H137ZM150 208V207H149ZM32 209V208H31ZM63 209V208H62ZM91 209H92V207H91ZM103 209V208H102ZM125 209V208H124ZM164 209V208H163ZM212 209V210H213ZM234 209H237V206H236V208H234ZM14 210V209H13ZM27 210V209H26ZM36 210V209H35ZM56 210H57V206H56ZM58 210H60V209H58ZM86 210V209H85ZM104 210H105V208H104ZM113 210L115 211V209H114V207H113ZM131 210V209H130ZM141 210V209H140ZM148 210V209H147ZM228 210V211H227ZM239 210V209H238ZM8 211V212H7ZM11 211V210H10ZM15 211H16V209H15ZM18 211V210H17ZM40 211V210H39ZM52 211V210H51ZM83 211V210H82ZM91 211V210H90ZM93 211V210H92ZM219 211H220V213H219ZM231 211H234V210H231ZM5 212V213H4ZM20 212V211H19ZM19 212L17 213V214H19ZM42 212V211H41ZM40 212V213H41ZM80 212V211H79ZM99 212V211H98ZM138 212H139V210H138ZM215 212H216V214H215ZM219 214H218V213ZM226 212L225 213H222V214H226ZM239 212V211H238ZM56 213V212H55ZM58 213V212H57ZM67 213V212H66ZM86 213H87V211H86ZM105 213V212H104ZM109 213V212H108ZM211 213H213V211H211ZM230 213V212H229ZM239 213H241V211L239 212ZM250 213V212H249ZM13 214V213H12ZM25 214H27V213H25ZM34 214H35V212H34ZM60 214H62V213H60ZM85 214V213H84ZM98 214V213H97ZM131 214V213H130ZM142 214V213H141ZM149 214V213H148ZM218 214V215H217ZM235 214H236V212H235ZM3 215V216H2ZM9 215V214H8ZM30 215V214H29ZM128 215V214H127ZM205 215V214H204ZM209 215V214H208ZM227 215V214H226ZM226 215H225V218L223 219V215H221V216H219L220 218H219V220L217 221L216 219H215V221L216 222H214L213 220L214 219H212V220H210L209 219V221H207V222H214V223H207L208 225L209 224H211V225H209V230H207V231H209L210 233L208 234V237H204L203 236V239L202 240H200L199 242H200V251L199 250H197V252H198V254H199V256H198V254H197V256L196 255H193L192 256V258L194 257V258H196V257H198V258H196V259H198L197 261V263H199V264H205V263H208V262H211V260H212V258H213V262H214V259H216V258H218L217 256H218V252L220 251L221 252V249L223 250V247H222V245L224 244H226V241L225 240H227L228 238H227V236H230V235H228L229 234V232L231 233L232 231L230 230L232 227H234V224L235 223H233L232 224V226L231 225H227V222L225 221V219H226ZM229 215V214H228ZM240 215V214H239ZM247 215H248V217H249V214L247 213ZM247 215H242V217L244 218H239V219H241L239 222H244L243 220H245V217H247ZM12 216V215H11ZM26 216V215H25ZM28 216V215H27ZM57 216V215H56ZM63 216V215H62ZM61 216V217H62ZM81 216H83V215H81ZM85 216V215H84ZM86 216H88V215H86ZM132 216V215H131ZM135 216H136V213H135ZM137 216H138V214H137ZM143 216V215H142ZM156 216V215H155ZM160 216V215H159ZM203 216V215H202ZM212 216V215H211ZM210 215H209V217H211ZM2 217V218H1ZM6 217H7V215H6ZM68 217V216H67ZM77 217V216H76ZM129 219H130V216H127ZM139 217V216H138ZM208 217V216H207ZM241 217V216H240ZM247 217V218H248ZM9 218V217H8ZM36 218H38V217H36ZM43 218V217H42ZM71 218V217H70ZM81 218V217H80ZM144 218V217H143ZM205 218H206V216H205ZM205 218H203V217H201V216H198V215H195V217H192V219H189L190 220V222L189 223H191V226L194 224H197V225H199L198 223L200 222V221H204V219ZM214 218V217H213ZM222 218V219H221ZM229 218V217H228ZM227 218V219H228ZM238 218V217H237ZM236 218V219H237ZM251 218V217H250ZM10 219V218H9ZM22 219V218H21ZM25 219V218H24ZM44 219V218H43ZM82 219V218H81ZM84 219V218H83ZM93 219V218H92ZM126 219V218H125ZM136 219H138V218H136ZM146 219V218H145ZM238 219V220H239ZM252 219H254V218H252ZM42 220V219H41ZM59 220V219H58ZM86 220V219H85ZM122 220V219H121ZM124 220V219H123ZM142 221H143V219H141ZM160 220V219H159ZM187 220L188 219H181V220H179V221H177V222H175L176 223V227L175 228H183V227H188V225L187 224H189V223H187ZM188 220V221H189ZM228 220H230V218L228 219ZM232 220V219H231ZM237 220V221H238ZM26 221V220H25ZM43 221V220H42ZM41 221V222H42ZM47 221H49L48 219H47ZM54 221V220H53ZM76 221V220H75ZM136 221V220H135ZM145 221V220H144ZM148 221V220H147ZM226 223H225V222ZM233 221H234V219H233ZM257 221V220H256ZM260 221V220H259ZM23 222L24 221H22V225H23ZM55 222H56V219H55ZM59 222V221H58ZM61 222V221H60ZM83 222V221H82ZM125 222V221H124ZM128 222V221H127ZM126 222V223H127ZM132 222H134V221H132ZM205 222V221H204ZM204 222L202 223V225L204 226L205 224H204ZM44 223H46V221L45 222H43V224ZM51 223V222H50ZM65 223V222H64ZM100 223V222H99ZM138 223V222H137ZM141 223V222H140ZM144 223V222H143ZM162 223V222H161ZM187 223V224H186ZM225 223V224H224ZM231 223V222H230ZM18 224L20 225V226H18ZM26 224V223H25ZM78 224V223H77ZM93 224L95 225L96 223H95V221L94 222H92V226H93ZM114 224V223H113ZM116 224V223H115ZM118 224V223H117ZM131 224V223H130ZM224 224V225H223ZM244 223H242V224H240L239 223V226L237 227H234V236L232 237V238H235V239H237L236 241H237V244L239 243L240 245H241V243H244V241L245 240H247V239H249V238H251V236L253 235L252 234V232H254V229H253V231L252 230H250L252 227H248V228H246L244 225L246 224H244ZM255 224V223H254ZM257 224V223H256ZM61 225V224H60ZM102 225V224H101ZM105 225V224H104ZM103 225V226H104ZM122 225V224H121ZM139 225V224H138ZM143 225V224H142ZM141 225V226H142ZM187 225V226H186ZM197 225H195V226H197ZM208 225H206V227L208 226ZM228 227H227V226ZM23 226H25V225H23ZM44 226V225H43ZM47 226V225H46ZM71 226H73V225H71ZM97 227H99V225L97 224L96 225ZM114 226V225H113ZM132 226V225H131ZM135 226H137V225H135ZM146 226L148 227V225H147V223H146ZM159 226V225H158ZM164 226V225H163ZM166 226V225H165ZM164 226V232L166 233V229H168V228H166ZM223 226H226L224 229H222L223 228ZM39 227V226H38ZM45 227V226H44ZM51 227V226H50ZM53 227H56V226H52L51 228H53ZM58 227V226H57ZM74 227V226H73ZM77 227H79L78 225H77ZM90 227V226H89ZM101 227V226H100ZM116 227V226H115ZM118 227V226H117ZM128 227V226H127ZM140 227V226H139ZM144 226H142V228H143ZM205 227V226H204ZM259 227V226H258ZM18 228V229H17ZM25 228H26V226H25ZM47 228V227H46ZM50 228V229H51ZM62 228V227H61ZM79 228H83V227H79ZM85 228H88V226L87 227H85V225H84V229ZM94 228V227H93ZM108 228V227H107ZM110 228H111V226H110ZM119 228H120V226H119ZM138 228V227H137ZM144 228H146V227H144ZM162 228V227H161ZM21 229H23V228H21ZM39 229V228H38ZM59 229V228H58ZM63 229V228H62ZM70 229V228H69ZM76 229V228H75ZM74 228L73 229H71V230H75ZM84 229H82L83 231H84ZM90 229H91V227H90ZM96 229V228H95ZM95 229L93 230L92 229V232L94 231V233L96 232L95 231ZM104 229V228H103ZM109 229V228H108ZM111 229H113V228H111ZM116 229V228H115ZM121 229H122V227H121ZM132 229V228H131ZM156 229V228H155ZM154 229V230H155ZM221 229H222V231H221ZM239 229H240V231H239ZM35 230V229H34ZM47 230V229H46ZM77 230V229H76ZM87 230L88 231H90L89 229H86L85 231L87 232ZM100 230V229H99ZM170 230V228L167 230V231H169ZM232 230H233V228H232ZM238 230V232L239 233H237L236 231ZM42 231V230H41ZM45 231V230H44ZM56 231V230H55ZM108 231V230H107ZM123 231V230H122ZM124 231H126V230H124ZM123 231V232H124ZM134 231L136 232L137 230H135L134 229ZM138 231H139V229H138ZM137 231V232H138ZM144 231H146V230H144ZM151 231V230H150ZM17 232H20V231H17ZM17 232H16V234H17ZM33 232V231H32ZM36 232V231H35ZM48 232V231H47ZM54 231H52V233H53ZM62 232V231H61ZM68 232V231H67ZM77 232H80V231H78L77 230ZM91 232V233H92ZM115 232V231H114ZM118 232V231H117ZM121 232V231H120ZM128 232V231H127ZM153 232V231H152ZM151 232V233H152ZM159 232V231H158ZM21 234L22 233H24L23 232V230H22V232H20ZM41 233V232H40ZM57 233V232H56ZM71 233V232H70ZM70 233H69V235H70ZM74 233V232H73ZM83 233H85V232H83ZM97 233H98V231H97ZM129 233H131V232H129ZM144 233V232H143ZM20 234V235H21ZM33 234V233H32ZM46 234V233H45ZM59 234H60V231H59ZM78 234V233H77ZM89 234H90V232H89ZM110 234V233H109ZM132 234V233H131ZM188 234V233H187ZM203 234V233H202ZM19 235V234H18ZM54 235V234H53ZM66 235V234H65ZM72 235V234H71ZM142 235V234H141ZM144 235V234H143ZM146 235H147V233H146ZM145 235V236H146ZM154 235V234H153ZM191 235H192V233H191ZM195 235H198V234H195ZM195 235H193L192 237L193 238H196V236ZM23 236H25V235H23ZM33 236V235H32ZM38 236V235H37ZM37 236H36V238H37ZM40 236H42V234L40 235ZM97 236V235H96ZM102 236V235H101ZM149 236H151V235H149ZM199 236V235H198ZM202 236V235H201ZM256 236V235H255ZM18 237V236H17ZM22 237V236H21ZM94 237V236H93ZM129 237V236H128ZM143 237V236H142ZM153 237V236H152ZM191 237V236H190ZM18 238H20V237H18ZM22 238H24V237H22ZM34 238V237H33ZM38 238H39V236H38ZM44 238V237H43ZM101 238V237H100ZM127 238V237H126ZM188 238V237H187ZM192 238V239H193ZM227 238V239H226ZM40 239V238H39ZM103 239V238H102ZM189 239V238H188ZM230 239V238H229ZM25 240V239H24ZM24 240H23V242H24ZM28 240V239H27ZM26 240V241H27ZM100 240V239H99ZM99 240H97V241H99ZM116 240V239H115ZM146 239H144V241H145ZM199 240V239H198ZM198 240H194L195 242L197 241L198 242ZM254 240V239H253ZM33 241H35V240H33ZM32 241V242H33ZM37 241V240H36ZM40 241L41 240H39V243H40ZM143 241V240H142ZM143 241V242H144ZM147 241H148V239H147ZM193 241V242H194ZM229 241V240H228ZM15 242V243H14ZM21 242H22V240H21ZM21 242H20V244H21ZM100 242H103V240L102 241H100ZM114 242V241H113ZM125 242V241H124ZM186 242V241H185ZM192 242V243H193ZM199 242H198V244H199ZM251 242V241H250ZM25 243V242H24ZM28 243V242H27ZM42 243H45V242H42ZM189 243H191V242H189ZM191 243V244H192ZM236 243V242H235ZM26 244V243H25ZM34 244V243H33ZM37 244V243H36ZM101 244V243H100ZM109 244V243H108ZM187 244H188V242H187ZM195 244V243H194ZM194 244H192V245H194ZM18 245V244H17ZM27 245L28 244H26V247H27ZM38 245H40V244H37L36 246L38 247ZM48 245H50V244H48ZM48 245H46V247L48 246ZM56 244H54L53 246H55ZM195 245H197V244H195ZM223 245V246H224ZM19 246H21V245H19ZM24 246L25 245H23V246H21V247H23L24 248ZM51 246V245H50ZM49 246V247H50ZM52 246V248L54 249L55 247H53ZM93 246H96L95 244L93 245ZM101 246V248H102V245H100ZM111 246V245H110ZM238 246V245H237ZM20 247V249H22ZM30 247H32V246H30ZM35 247V246H34ZM33 247V248H34ZM36 247V248H37ZM198 247V245L195 247V249ZM239 247V246H238ZM237 247V248H238ZM246 247V246H245ZM18 248V247H17ZM32 248V249H33ZM35 248V249H36ZM98 248V247H97ZM34 249V250H35ZM42 249V248H41ZM40 249V250H41ZM49 249V248H48ZM105 249V248H104ZM37 250V249H36ZM54 250H56V248L54 249ZM95 250V249H94ZM113 250V249H112ZM25 251H26V249H25ZM59 251V250H58ZM66 251V250H65ZM64 251V252H65ZM240 250H236V253H235V256L237 257V259L240 261V262H243V253L242 252H239ZM22 252V251H21ZM49 252V251H48ZM54 252V251H53ZM57 252V251H56ZM76 252V251H75ZM104 252V251H103ZM23 253H24V251H23ZM192 253V252H191ZM194 253V252H193ZM17 254V255H16ZM22 254V253H21ZM51 254H53V253H51ZM62 254H63V252H62ZM81 254V253H80ZM216 254H217V256H216ZM220 254V253H219ZM223 254V253H222ZM41 255V254H40ZM49 255V254H48ZM58 255V254H57ZM59 255H61V254H59ZM67 255V254H66ZM190 255H192V254H190ZM190 255H189V259H191L190 261H192L193 259L192 258H190ZM63 256V255H62ZM65 256V255H64ZM112 256V255H111ZM114 256V255H113ZM196 256V257H195ZM213 256H215V258L213 257ZM44 257H46V256H44ZM55 257V256H54ZM59 257V256H58ZM57 257V258H58ZM67 257V256H66ZM76 257V256H75ZM87 257V256H86ZM89 257V256H88ZM212 257V258H211ZM49 258H50V256H49ZM73 258V257H72ZM80 258V257H79ZM211 260H210V259ZM17 259H18V262H17ZM45 259V258H44ZM47 259V258H46ZM51 259V258H50ZM59 259V258H58ZM66 259V258H65ZM236 259V260H237ZM42 260V259H41ZM53 260V259H52ZM55 260H57L56 258H55ZM76 260V259H75ZM206 260V261H205ZM208 260H210V261H208ZM50 261V260H49ZM204 261V262H203ZM52 262V261H51ZM70 262H71V260H70ZM69 262V263H70ZM195 262V261H194ZM193 262V263H194ZM73 263V262H72ZM87 263V262H86ZM85 263V264H86ZM192 263V264H193ZM226 263V262H225ZM53 264V263H52ZM196 264V263H195ZM209 264H211V263H209ZM212 264H214V263H212ZM215 264H216V261H215ZM218 264V263H217ZM222 264H224V263H222ZM229 264H232V263H229ZM241 264V263H240Z\"/></svg>","mask_w":264,"mask_h":264}]
</instances>
